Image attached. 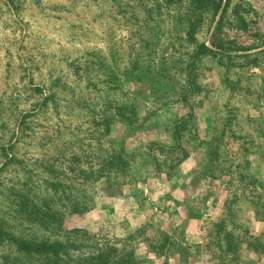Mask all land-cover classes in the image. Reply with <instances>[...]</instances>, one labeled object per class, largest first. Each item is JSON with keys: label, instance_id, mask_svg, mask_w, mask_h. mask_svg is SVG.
Here are the masks:
<instances>
[{"label": "rangeland", "instance_id": "obj_1", "mask_svg": "<svg viewBox=\"0 0 264 264\" xmlns=\"http://www.w3.org/2000/svg\"><path fill=\"white\" fill-rule=\"evenodd\" d=\"M0 234L264 264V0H0Z\"/></svg>", "mask_w": 264, "mask_h": 264}, {"label": "trees", "instance_id": "obj_2", "mask_svg": "<svg viewBox=\"0 0 264 264\" xmlns=\"http://www.w3.org/2000/svg\"><path fill=\"white\" fill-rule=\"evenodd\" d=\"M194 3L198 2L200 0H193ZM199 8V7H198ZM1 236V234H0ZM10 240V239H9ZM14 241H12V243L15 246V249L19 252H23L22 254L30 259H33L32 257H40V258H44L46 261H50V259H56V261H54V264L57 263V260L60 257V254H63V252L61 250L64 249V246L61 243H47V242H42V243H33V242H28V241H24V240H20V239H13ZM65 254V252H64ZM104 255H102L101 253L98 255V257L96 258V260H99V262H97V264H111L108 263V259L107 261L103 260ZM107 262V263H106ZM92 264L94 263V260L92 262ZM117 264H122V263H117Z\"/></svg>", "mask_w": 264, "mask_h": 264}]
</instances>
